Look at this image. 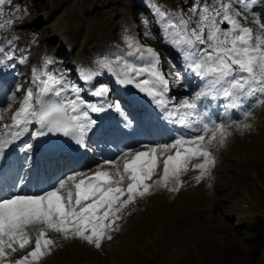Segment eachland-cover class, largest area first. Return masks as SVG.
Masks as SVG:
<instances>
[{"label": "snow or ice", "instance_id": "snow-or-ice-1", "mask_svg": "<svg viewBox=\"0 0 264 264\" xmlns=\"http://www.w3.org/2000/svg\"><path fill=\"white\" fill-rule=\"evenodd\" d=\"M259 2L261 0H212L211 3L196 0L189 17L167 13L159 7L155 9L165 42L178 49L187 67L206 82L191 98L185 97L178 103L167 96L169 80L160 67L159 53L135 37L125 36L130 50L127 56L134 60L121 56L115 62L102 61L100 67L113 71L117 83L134 84L165 111L166 119L184 124L196 134L181 135L170 143L126 150L118 159L106 160L89 173L70 174L40 194H17L0 199V264H12L11 253L28 247L33 239L32 250L14 264H39L56 246V239L50 233L62 239H81L100 248L104 239L112 238L110 232L115 230V222L123 210L153 187L148 181L157 175L161 162L162 175L154 184L167 187L172 182L171 191L179 190L180 177L193 160L202 161L193 165L199 170L195 177L197 182L211 175L214 149L224 145L233 128L242 131L248 125L235 120L218 122L206 110H201V101L223 98L225 117L230 115L229 109H243L248 98H256L255 106L264 104V22L258 13H251ZM5 3L10 0H0V18L5 15ZM236 4L240 7H234ZM245 13L252 15L256 29L241 22L248 19ZM193 16L198 19L193 21ZM12 22V18L0 19V29ZM145 35L151 37L152 34ZM3 52L0 47V53ZM6 59H13L11 53L0 58V64ZM20 62L23 63V59ZM114 63L119 71L113 67ZM97 74L89 71L84 79H92ZM37 81L39 90L34 92L31 87L26 90L18 110L11 116L12 123L4 126L16 130L0 132V157L9 145L29 131L32 123L39 125L36 136L60 133L86 147L85 138L96 121L85 108L93 112L104 110L102 106L86 104L74 86L71 90L76 93L75 99H54L70 87L62 77L33 70V83ZM20 88L18 85L17 91ZM108 91L107 86H101L93 95L103 97ZM11 99L14 101L15 95ZM115 108L120 111L119 105ZM242 115L247 118L253 113L244 110ZM26 148L30 150L31 144Z\"/></svg>", "mask_w": 264, "mask_h": 264}, {"label": "rangeland", "instance_id": "rangeland-1", "mask_svg": "<svg viewBox=\"0 0 264 264\" xmlns=\"http://www.w3.org/2000/svg\"><path fill=\"white\" fill-rule=\"evenodd\" d=\"M195 3L196 0H10L3 6L5 15L0 19L12 18L13 22L0 29V44L11 39V48L20 47L19 61L24 62L19 63L17 76L3 98L13 101V95L18 97L27 85L31 60L48 49L52 63L61 66L60 73L64 74L68 66L69 90L74 86L79 89V97L88 99L89 87L109 82V75L101 72L102 61L131 57L127 56L130 50L125 36L154 48L173 89L178 95L188 96L192 81L190 76L183 79L182 53L165 42L155 9L189 17ZM251 13H258L264 22V0L253 6ZM245 15L248 19L241 22L256 29L252 15ZM60 26H64L69 45L59 44L61 36L55 29ZM148 32L151 37L145 35ZM86 67L98 73L90 84L83 79ZM69 97L75 99L76 93L69 91ZM255 99L242 110H251L253 115L237 121L248 127L242 131L233 128L224 145L214 149L215 164L210 176L197 182L199 170L193 165L202 161L193 160L180 177L179 190L171 191L172 182L167 187L154 184L162 175L161 162L157 175L148 181L153 187L123 210L115 230L110 232V240L104 239L96 248L81 239H62L50 233L56 246L39 264H264V104L255 106ZM108 102L114 108L119 105L121 111L127 107L114 90L108 94ZM121 122L119 118V126ZM179 136L175 131L173 136L156 143L145 137L125 151L170 143ZM103 162L94 160L84 170H94ZM33 247L34 239L28 247L11 253L12 264Z\"/></svg>", "mask_w": 264, "mask_h": 264}, {"label": "bare ground", "instance_id": "bare-ground-1", "mask_svg": "<svg viewBox=\"0 0 264 264\" xmlns=\"http://www.w3.org/2000/svg\"><path fill=\"white\" fill-rule=\"evenodd\" d=\"M55 31L56 34L61 36L59 44L61 46H64L63 45L64 42L68 44V37L64 31V26L57 27ZM9 41H11V39H8L0 44V47L4 49V52L0 53V58H4L6 54L9 53H11V55L13 56V59L10 60L6 59L5 63L0 64V78H1V82H3L4 84L9 83L11 80H13V78H15V74L17 72V68L20 63L19 61L20 58L18 56L19 55L18 49H20V47L14 49L13 47L11 48L12 44L9 43ZM68 45L66 47L69 48ZM35 57H36L35 60H31L30 64L32 65V67L28 70V73L26 75V79L28 81H27V85L25 86V89L18 94V97L15 99L14 102L5 99L3 100L1 99L0 101V106H3V110H2L3 119L1 120L0 132H9L16 130V129L5 128L4 126L10 125L12 123L11 116L14 114L16 110H18L26 90L30 87L33 89L34 92H37L39 90L38 89L39 81L33 83V70H35L38 74H52V75H56L58 78L62 77L63 81L70 86L71 75L68 73L69 72L68 66L67 68L66 67L64 68L66 70L64 74L60 73L62 70L61 66L57 67L52 63L50 54L48 53V49L40 51ZM128 60L133 61L131 57L128 58ZM48 61H50V63ZM180 62H181L180 69L183 70L182 73L185 75L183 79H187V77L190 76L192 84H191L189 96L178 95L179 92H176L173 89L172 80H169L166 77L169 80V91L167 93V96L173 99L177 103L185 97L188 98L192 97L197 91H200L201 88L205 87V83H206L204 80L197 77L192 71H190L183 57ZM106 70L105 68H102L101 71L109 75V82L104 86H107L108 89H110L111 87L116 89L119 92L120 97H122L125 100V102H127L129 107H131L135 113H140V112L145 113V117L143 119H139L136 123H129L130 119L127 118L128 121L124 122L123 126L118 128L115 123L116 122L115 118L117 116L116 110H113L112 114H110L109 117L103 115V112L107 111L109 108V105L107 104L108 93L103 97H98L93 95V93L98 88L96 90H92V88H90L91 91L90 94L93 100L91 103H87V104L102 106L104 110L100 112H93L90 109L85 108V110H88L90 118L96 121L95 125L88 132L86 138H89L92 135L91 131H94L96 135L95 137L98 139L101 148L107 150L110 154L114 155L117 154L120 150H123L126 146H130L133 143L135 137H137V135L140 136L141 138L143 137L141 134H139L140 126L144 127L143 128L144 131L148 130L147 133H149V135H150L149 132L150 128L153 127L159 128L157 134H152L151 136H149V138L151 137L154 138L156 140L155 142L159 141L160 139L170 137L172 128L177 129L180 134H182V130L185 131L188 130L189 133L187 136L196 134L192 132L188 127H186L184 124L176 122L175 120H173L172 122H170V124H168L169 119L165 118V111L162 110L161 107L158 106L150 96H148L146 93L140 92L135 87H133L132 84L122 85L117 83V77L114 74V72L111 70L108 71ZM119 70L120 69L116 68V71ZM89 71H90L89 68L86 67L83 73V79ZM44 78H46V76H44ZM84 81L85 83L90 84L93 82V78L89 80L84 79ZM69 88L70 87L62 91L61 96L57 98H59V100L60 99L68 100L66 98L69 93ZM83 100L85 101V99ZM222 101L220 100L219 104L223 105V103L224 104L226 103V101L223 98ZM169 107H171V105ZM206 108L208 107L206 106ZM222 110L223 112L220 113L218 117L221 118V120H228L235 109H229L228 111L230 115L227 117L224 116V112H225L224 107L222 108ZM208 113H210V111ZM172 125L174 126L172 127ZM37 130H39V125L36 123H32L31 125H29V131L25 133L23 136H21L18 140L14 141L7 148L10 149L11 158L17 164L23 162L26 153L30 151L32 167L35 168L33 174V181L37 179V183L33 185H28V186L25 185L21 187L14 186L13 188L12 186L6 187V184L3 185L1 184L0 187L2 190H0V199L8 198L12 195H17V194H21V195L40 194L43 191H47L49 188H51L55 183V181L58 180L59 175L52 176L53 169H51V166L53 165V162L52 163L47 162L46 166L42 164L43 161L45 160L44 155H46L49 150L48 143L51 137V132L47 133L46 135L36 136L35 132ZM29 136H31V140L29 142L25 141L20 144L22 140L26 139V137ZM28 144H31L30 150H27L26 148ZM89 172L90 171L88 172L84 171L82 173H89ZM15 174H17V170L14 165L10 175L15 176Z\"/></svg>", "mask_w": 264, "mask_h": 264}]
</instances>
